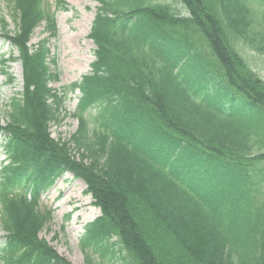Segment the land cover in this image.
I'll return each mask as SVG.
<instances>
[{
	"label": "trees",
	"instance_id": "trees-1",
	"mask_svg": "<svg viewBox=\"0 0 264 264\" xmlns=\"http://www.w3.org/2000/svg\"><path fill=\"white\" fill-rule=\"evenodd\" d=\"M4 1L22 91L0 127V264H70L38 236L50 219L41 196L64 172L100 209L79 239L87 264L92 253L97 264H264V80L240 51L264 55V0H178L185 15L93 0L94 60L69 87L66 141L50 132L63 97L48 39L29 42L41 25L55 35L54 13L47 0Z\"/></svg>",
	"mask_w": 264,
	"mask_h": 264
},
{
	"label": "rangeland",
	"instance_id": "rangeland-1",
	"mask_svg": "<svg viewBox=\"0 0 264 264\" xmlns=\"http://www.w3.org/2000/svg\"><path fill=\"white\" fill-rule=\"evenodd\" d=\"M50 10L54 13L56 33L47 36L42 26L36 28L31 42L46 37L51 56L55 59L56 81L50 86L63 97L59 119L51 123V135L55 139L66 141L70 139L77 127V121L71 116L76 106L77 91L68 88L89 71L93 60L94 45L89 39V29L95 14L96 2L93 0H64L68 3L67 10L56 9L53 0H47ZM169 4L175 12L186 14V10L178 0H149ZM4 18L10 30L13 22L10 10L4 0H0V19ZM0 29V127L6 121L5 111L8 103L21 90L20 64L12 58L16 57V50L3 39ZM241 53L250 67L264 80V55L243 46ZM6 62L2 64L1 61ZM5 72L14 77L13 83L7 82ZM1 143V138H0ZM75 152V151H74ZM76 153V152H75ZM4 161V154L0 144V164ZM41 211H49L50 219L38 233L54 251L70 264H87L85 253L81 250L79 239L83 235L84 227L100 215L99 208L92 204V197L85 192L84 183L66 172L55 180L54 184L42 194L39 203ZM4 233L0 224V246ZM113 241V240H111ZM92 264H97V255L91 254ZM114 264H120L119 262Z\"/></svg>",
	"mask_w": 264,
	"mask_h": 264
}]
</instances>
